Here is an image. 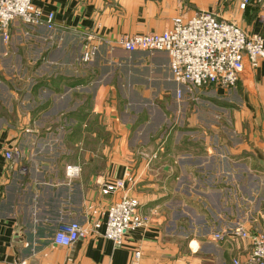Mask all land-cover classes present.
<instances>
[{"label":"crops","instance_id":"crops-1","mask_svg":"<svg viewBox=\"0 0 264 264\" xmlns=\"http://www.w3.org/2000/svg\"><path fill=\"white\" fill-rule=\"evenodd\" d=\"M239 3L38 0L54 14L55 31L26 32L13 23L12 44L0 54H23L30 69L40 63L60 73L24 79L20 93L0 101V264H130L138 250L140 264L245 258L248 241L214 242L210 235L243 222L252 208L241 198H254L255 167L264 154V61L255 68L246 62L231 92L210 87L192 97L185 90L179 99L166 52L116 46L121 36L161 33L176 16L200 11L264 38V0H251L246 9ZM88 36L99 53L83 63ZM25 37L35 46H23ZM32 82L45 87L33 93ZM8 151L19 160H7ZM67 165L81 166V174L68 177ZM119 180L151 215L147 227L129 231L121 246L101 234L71 247L54 244L61 224L70 221L101 222L102 233L107 208L125 190L104 195L101 186Z\"/></svg>","mask_w":264,"mask_h":264},{"label":"built area","instance_id":"built-area-1","mask_svg":"<svg viewBox=\"0 0 264 264\" xmlns=\"http://www.w3.org/2000/svg\"><path fill=\"white\" fill-rule=\"evenodd\" d=\"M38 0H0V37L10 40V29L14 22L20 21L30 29L45 28L55 31V16L45 13L36 5ZM251 0H240L241 9H246ZM89 36L82 42L80 60L90 63L96 59L99 46L90 42ZM116 46L128 52L145 51L166 52L172 79L178 85L177 97L185 94L195 97L202 89L220 87L231 92L237 85L246 62L253 68L264 61V38L248 36L236 23L220 18L214 12L200 11L192 16H176L170 26L161 33L121 36ZM152 156V155H151ZM7 160H19V153L8 151ZM81 166L67 165L66 174L77 178ZM124 181L103 183L104 195L125 190L121 199L107 208L104 229L101 222L91 227L79 221L61 224L53 242L56 245L71 247L79 239L89 235L101 234L121 246L127 233L145 228L151 222V215L144 212L139 200L130 196L129 187ZM254 212L246 214L243 222L226 226L225 229L211 233L214 242L225 239H239L250 243V251L244 259L234 258L233 264H264V226L257 225ZM248 225V226H247ZM141 251H136L130 264H140Z\"/></svg>","mask_w":264,"mask_h":264},{"label":"rangeland","instance_id":"rangeland-1","mask_svg":"<svg viewBox=\"0 0 264 264\" xmlns=\"http://www.w3.org/2000/svg\"><path fill=\"white\" fill-rule=\"evenodd\" d=\"M14 29L22 30L26 32L35 31L34 29H30L29 27L24 25L22 22L18 24L17 26H15ZM10 40H11V36H10ZM10 40L8 42H4L0 38V49H3L4 47H8L9 45H11L12 43H10ZM19 41H21V38L19 39ZM23 41L24 43H26V45H23V46H29V45H31L32 47L35 46V45L30 44L31 38L29 39L25 37L23 38ZM39 64H37L32 69H30V67L27 66L28 63L25 62L23 54H15V55H11L8 53L0 54V97H1L0 101L2 102L4 99L6 100L7 96L13 93V91L16 94L20 93V90H23L24 88L23 86L24 79L33 80V81L38 80V79L45 80L49 78H55L56 75L60 73L56 69L55 66H52L48 70H46L44 68L39 67L40 66ZM32 83H33L32 84L33 93L38 92L40 87L41 88L45 87L41 84V82H32ZM49 87L51 89L56 88L55 82H51ZM25 88H30V86L27 85ZM98 125H100V127H103L101 124H99V121H98ZM227 127L228 129H231L232 124L230 126L229 122H225V129ZM246 128L249 133V127L246 126ZM225 129H224V133L229 132V130L226 131L227 129L226 130ZM101 136L102 138L103 137L107 138V134H103ZM255 168H256L255 170H256V176H257L256 184H255L256 189L254 191L255 196L254 198H252L251 194L249 196L242 194L241 201L243 200L246 201V204H247V201L250 202V206L252 207L250 212L255 211L254 216L257 221L256 224L264 226V176L262 175L264 172H263L262 166H256ZM244 183L246 186L250 185V183L248 185L247 181H244ZM242 184L243 183H239V187H236V190H239V192L240 191L242 192V190L244 189V188L242 189ZM244 206H246L245 203H244ZM155 217L158 218L159 213H157Z\"/></svg>","mask_w":264,"mask_h":264},{"label":"water","instance_id":"water-1","mask_svg":"<svg viewBox=\"0 0 264 264\" xmlns=\"http://www.w3.org/2000/svg\"><path fill=\"white\" fill-rule=\"evenodd\" d=\"M148 155H150V154H148ZM258 160L260 162V165L264 166V154H261L260 156H258Z\"/></svg>","mask_w":264,"mask_h":264}]
</instances>
